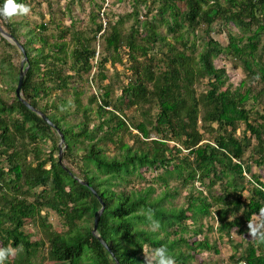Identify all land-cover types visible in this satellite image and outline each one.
Wrapping results in <instances>:
<instances>
[{"label":"trees","instance_id":"obj_1","mask_svg":"<svg viewBox=\"0 0 264 264\" xmlns=\"http://www.w3.org/2000/svg\"><path fill=\"white\" fill-rule=\"evenodd\" d=\"M147 1L130 0L131 13L136 16L140 5ZM151 1L156 5L152 19L166 25L172 41L167 34L161 36L154 21L147 19L123 35L116 22H106L103 27L93 17L89 37L83 32L81 35L73 23L60 28L58 35L48 36L46 22L21 33L15 22L0 16L2 27L21 42L27 54L22 96L60 129L65 156L75 143L86 142L78 163L82 176L68 166L69 172L60 166L54 156L58 151L55 142L53 150L41 157L39 141L56 131L17 99L18 75L12 72L11 59L2 57L8 62L2 72L9 77L2 82L11 94L0 92V247L15 249L6 264H37L34 257L44 242L30 240L25 232V221L31 218L38 219L47 237V255L56 264H116L92 234L99 201L74 176L85 179L102 198L105 206L98 234L119 264H144V248L160 246H166L178 264H189L195 251L217 254L218 249L207 238L192 240L190 246L183 238L188 220L190 225H196V236L202 233L204 217L216 220L219 233L229 234L235 228L237 234L244 235L253 232V216H264V181L244 159L250 149L252 162L264 168V106H246L250 100L259 103L264 99V0ZM216 21L232 23L239 30L228 31L226 46L211 35ZM196 29L205 33L198 53L196 42L187 36ZM99 32L106 50L117 54L121 49L125 51L132 61L133 78L122 86L119 103L111 101L107 89L100 96L90 97L99 119L90 126L91 107L82 103L77 82L82 74L91 72L96 55L92 41ZM158 39L164 48L151 56L149 44ZM0 42L15 48L1 35ZM220 55L238 60L246 74L234 89L228 84L226 70L214 64V58ZM140 56L143 60H139ZM116 59L119 58L111 59L112 63ZM106 62L104 58L100 64ZM99 73V80H104L105 75ZM202 79H207L208 88L198 95L195 84ZM66 93L72 95V101ZM72 104L74 113L80 116L74 126L66 120ZM146 104L157 109L151 121L155 138L150 140H146L150 137L146 124L129 122L124 112L126 106L139 109ZM241 122L245 127L239 136L236 131ZM130 128L138 131L134 137L140 145L136 148L124 141L125 134H131ZM205 134L211 140L203 141ZM105 142L113 144L116 153L108 155ZM183 150L186 153L179 157ZM160 168L164 172L157 181L164 185L162 193L157 194L152 185H131L144 180L142 170ZM244 174L253 183L246 199L242 196L247 190ZM170 179H179L188 191L185 206L166 205L169 196L178 192L174 190L172 194L169 190ZM218 182L223 185L222 192L211 193ZM195 190L199 194L193 195ZM45 209L60 217L66 227L63 232L47 221L42 214ZM153 220L159 222L157 231L152 230ZM172 234L175 235L170 239ZM181 243L193 253L182 252ZM230 257L234 259L233 254ZM241 261L264 264V231L256 242H247L235 264Z\"/></svg>","mask_w":264,"mask_h":264},{"label":"rangeland","instance_id":"obj_2","mask_svg":"<svg viewBox=\"0 0 264 264\" xmlns=\"http://www.w3.org/2000/svg\"><path fill=\"white\" fill-rule=\"evenodd\" d=\"M26 4L30 6V12L26 15H14L10 18L12 22L17 24V28L21 33L27 32L30 28L37 27L41 22L47 23V31L48 36L58 35L60 28L70 26L72 23L74 24V28L79 30L86 35L91 37V30L94 28V23L92 22V18L95 17V22H102V18L100 12H105V21L111 22L112 24L116 22L118 29L121 34L128 35L131 31V28L135 25L139 27L141 25V20H153V14L155 13L154 8L156 5H153L151 0H148L145 5H140L138 14L134 16L131 13V2L130 0H25ZM181 6L183 3H179ZM138 19V21H137ZM158 20V19H157ZM154 21L157 32L161 36L168 35L166 25L161 21ZM59 26V27H58ZM228 31L239 33V30L232 25V23L223 24L220 21H216L212 25L211 35L218 40L223 46H226L228 43L227 33ZM141 36V35H140ZM169 36V35H168ZM190 40H194L196 42V53H198L201 48L204 40L205 33L201 29H196L195 33H189L187 35ZM24 40V37H21ZM169 40L172 41V38L169 36ZM72 44V42H71ZM35 45H38L35 43ZM161 42L158 39L155 43L149 44L150 55L154 56V54H158L161 48ZM15 46V45H14ZM92 47L96 49L97 55L92 61V69L88 74H82V79L77 82L80 87L81 99L84 105L90 104L91 112H90V126H94L98 123L99 119L97 118L95 112V103H90V97L93 94H100L104 90H109L111 101L114 103H119L118 99L121 94V88L127 82L132 81L133 78V68L132 61L126 55L125 51L121 49L120 53H116L112 50H106L104 48V43L102 37H97L92 41ZM7 56L11 59L12 62V72L14 75L19 74V69L21 65L22 55L19 49L15 46V48H9L0 42V92L3 95L11 94V91L6 90L5 83L2 80L7 81L9 79L8 74L4 75L2 72V68H8V62L2 61V57ZM104 58H107V62L103 65L100 64V61ZM116 59L113 63L111 59ZM139 60H143V57H139ZM264 60V55H263ZM214 64L218 68H224L228 74V84H230L231 88L234 89L237 87L242 80L246 79V74L243 71V68L240 62L234 58L226 57L224 55H220L214 58ZM102 72L105 75L104 80H99L100 73ZM196 93L198 95L205 93L208 85L207 79H202L201 81L195 84ZM65 96L69 98V100H73V97L70 93H66ZM119 101V102H118ZM144 106V107H143ZM136 109L133 107H125L124 112L127 115L129 122L138 123L144 122L150 131V137L146 140H150L155 138V134L153 133V129L151 124L154 118V115L157 111L154 105L146 104ZM248 108L253 106L254 109H259L264 106V99L262 102L253 103L250 100L247 105ZM75 106H68V115L66 116V120L71 124L75 125L80 120V116L74 113ZM253 110V109H252ZM66 111H61V114H64ZM244 123H239L236 134L241 136L244 130ZM76 130V128L74 127ZM131 134L126 133L124 136V141L128 144L134 146L135 148L140 145V142L134 137V135L138 134L136 129L130 128ZM249 135V132H247ZM142 139V138H141ZM211 140V136L208 134L204 135V140ZM56 143L58 145L59 137L57 133H51L50 137H46L43 140L39 141V144L42 148L41 157H46L47 154L53 150L52 144ZM86 142L82 144V142H77L73 145V149L71 153H67L65 156V149L62 155L63 163L70 167L77 176H82L78 169V163H80V158L82 157L83 148ZM174 143L171 142L170 146ZM104 150L108 155H113L116 153V149L114 145L110 142H105L103 144ZM186 151L183 150L178 156L181 157L185 154ZM57 153L54 154L57 157ZM252 151L248 149L244 155L245 162H248L252 166V171L260 177L262 181H264V168L257 167L252 162ZM143 172L144 180L142 182L135 181L131 185L141 184L143 186L152 185L156 188L157 194L162 193L165 188L164 185L157 181V176L163 174L164 169L160 168L157 170H147ZM245 186L247 190L242 193L243 198H247L249 195V191L253 186V183L249 180V175L244 174ZM249 180V181H248ZM169 190L171 193H174V190L178 192L174 197L169 196L166 202L167 206H185L188 198V191L181 186V182L179 179H170L169 180ZM201 189L204 190V193L207 192L205 187ZM223 190V185L218 182L212 189L211 193L220 194ZM40 191V188L37 189ZM199 194L198 191H194L193 195ZM42 214L46 217L47 221L52 224V227L58 231H62L66 229L63 226L62 220L58 215H56L51 210H43ZM263 215H255L252 219V230L245 232L244 235H239L236 232V229L233 228L227 232L219 233L216 230L217 223L213 217H204L202 218V233L200 235H195L194 232L196 230V225H190V221H187V230L183 232V238L188 241L190 246H192V240H199L200 238H207L210 245L214 246L218 249V253H214L213 251L208 250H197L193 253L191 249L185 243H181L180 248L184 253L194 254L193 259L189 261V264H235V259L242 253L243 248L247 244L248 241L256 242L258 239V235L264 231V224L262 222ZM24 230L28 234L30 240H42L44 242V246H41L38 254L34 257V261L37 264H56L49 256L47 255V237L44 233L43 229L38 224L37 218L27 219L24 224ZM175 234L169 236V238H173ZM180 235H177L179 237ZM144 260L146 264V256L150 255L151 249L145 247L143 250ZM231 254L234 255V259L231 258ZM14 254H11V257ZM175 264H178L175 262Z\"/></svg>","mask_w":264,"mask_h":264},{"label":"water","instance_id":"obj_3","mask_svg":"<svg viewBox=\"0 0 264 264\" xmlns=\"http://www.w3.org/2000/svg\"><path fill=\"white\" fill-rule=\"evenodd\" d=\"M0 35L2 37H4L8 42H10L11 44L15 45L19 51L21 52L22 55V60H21V65H20V69H19V74H18V81H17V85L15 88V95L17 97V99L25 106L27 107L29 110H31L32 112H34L35 114H37L38 116H40L45 123H47L51 128H53L58 137H59V142H58V154H57V159H58V163L60 164V166L65 170L69 172L68 167L63 163V152L65 149V144H64V137L62 132L60 131V129L40 110L36 109L35 107H33L23 96H22V85L24 82V78H25V73L28 69V58H27V54L26 51L23 47V45L21 44L20 41H18L12 34H10L9 32H7L2 25L0 24ZM75 179H77L82 185L86 186L89 188V190L96 196V198L99 201L100 204V208L97 209L94 212V219H93V226H92V234L94 236L97 237V239L99 240V242L105 247V249L110 253L111 257L114 259L116 264L118 263V260L115 258L113 252L109 249L106 241L103 239V237L98 234V222L100 219V216L104 210V202L102 200V198L98 195V193L95 191V189L93 187H91L88 182L85 179L82 178H78L77 176H74Z\"/></svg>","mask_w":264,"mask_h":264},{"label":"clouds","instance_id":"obj_4","mask_svg":"<svg viewBox=\"0 0 264 264\" xmlns=\"http://www.w3.org/2000/svg\"><path fill=\"white\" fill-rule=\"evenodd\" d=\"M30 6L21 0H0V16L11 18L14 15H26L30 12ZM160 225L153 220L152 230L157 231ZM11 247H0V264H6L9 255L14 254ZM146 264H175V257L170 254L166 246H160L151 250L146 256Z\"/></svg>","mask_w":264,"mask_h":264},{"label":"built area","instance_id":"obj_5","mask_svg":"<svg viewBox=\"0 0 264 264\" xmlns=\"http://www.w3.org/2000/svg\"><path fill=\"white\" fill-rule=\"evenodd\" d=\"M100 15H101V18L103 19V20H102V24H103V27H104V26L106 25V21H105V19H104V17H103V11L100 12ZM102 31H103V30H102ZM102 31H101V32H102ZM101 32H99L98 34L100 35ZM96 55H97V52H96ZM96 55H95V57H96ZM240 264H245V262H244V261H241Z\"/></svg>","mask_w":264,"mask_h":264}]
</instances>
